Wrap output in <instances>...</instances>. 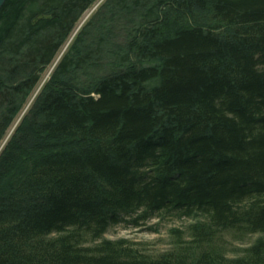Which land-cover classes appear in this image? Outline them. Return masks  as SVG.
I'll return each mask as SVG.
<instances>
[{"label":"trees","instance_id":"obj_1","mask_svg":"<svg viewBox=\"0 0 264 264\" xmlns=\"http://www.w3.org/2000/svg\"><path fill=\"white\" fill-rule=\"evenodd\" d=\"M97 1L0 10V264H264V0H103L34 95Z\"/></svg>","mask_w":264,"mask_h":264},{"label":"rangeland","instance_id":"obj_2","mask_svg":"<svg viewBox=\"0 0 264 264\" xmlns=\"http://www.w3.org/2000/svg\"><path fill=\"white\" fill-rule=\"evenodd\" d=\"M103 0H98L93 7H91L82 17L80 22L76 25L71 37L68 39L65 46L62 48L58 56L56 57L54 63L47 68L41 82L36 88L35 94L42 88L45 81L50 76L51 71L53 70L56 63L60 60L62 54L68 48L69 44L73 40L74 36L79 32L83 24L89 19L90 15L98 8L100 3ZM28 103L26 109L30 105ZM25 109V110H26ZM24 110V112H25ZM18 122V121H17ZM14 129V128H13ZM12 129V130H13ZM11 130V131H12ZM130 216L126 217L125 220H120L118 222L112 223L106 233V238L119 239L126 238L130 240V243L139 247L146 252L157 254L161 251L169 249L173 246L178 240L177 233L172 231L175 227L183 228L187 223L190 222V219L178 214H170L164 212H158L152 216L141 220L140 224H135ZM264 234H254L244 238V240L238 239L237 237H232L231 234L227 235L228 248H230V254L236 255L241 253V249L247 246L249 243L253 242L258 236Z\"/></svg>","mask_w":264,"mask_h":264},{"label":"water","instance_id":"obj_3","mask_svg":"<svg viewBox=\"0 0 264 264\" xmlns=\"http://www.w3.org/2000/svg\"><path fill=\"white\" fill-rule=\"evenodd\" d=\"M7 0H0V10L3 8Z\"/></svg>","mask_w":264,"mask_h":264}]
</instances>
